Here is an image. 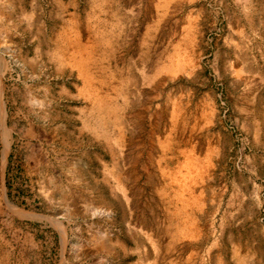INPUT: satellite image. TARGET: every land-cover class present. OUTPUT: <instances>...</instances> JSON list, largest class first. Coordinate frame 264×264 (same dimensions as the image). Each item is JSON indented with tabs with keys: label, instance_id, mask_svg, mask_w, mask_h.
Masks as SVG:
<instances>
[{
	"label": "rangeland",
	"instance_id": "374dc122",
	"mask_svg": "<svg viewBox=\"0 0 264 264\" xmlns=\"http://www.w3.org/2000/svg\"><path fill=\"white\" fill-rule=\"evenodd\" d=\"M0 95V264H264V0H0Z\"/></svg>",
	"mask_w": 264,
	"mask_h": 264
},
{
	"label": "bare ground",
	"instance_id": "6f19581e",
	"mask_svg": "<svg viewBox=\"0 0 264 264\" xmlns=\"http://www.w3.org/2000/svg\"><path fill=\"white\" fill-rule=\"evenodd\" d=\"M77 53V52H76ZM73 54V53H72ZM79 59V58H78ZM74 61L76 62V60L74 59ZM77 62H79L78 60H77ZM80 64V63H79ZM99 102V101H98ZM98 106V105H97ZM100 106V105H99ZM115 111V110H114ZM101 117V116H100ZM6 113H5V110H4V105H3V103H2V98H1V95H0V128H1V130H2V133H3V137H4V139L5 140H7L8 138H9V130H8V128L6 127ZM96 125V124H95ZM98 126V125H97ZM100 126V128H101V125H99ZM103 126V125H102ZM95 128V127H94ZM99 128V129H100ZM95 129H98V128H95ZM98 129V130H99ZM100 131V130H99ZM103 131V130H102ZM102 131H100V132H102ZM110 132V131H109ZM104 134V133H103ZM102 135V134H101ZM10 143V142H9ZM9 143H8V141H6V146H5V152H7L8 151V149H9ZM5 154H7V153H5Z\"/></svg>",
	"mask_w": 264,
	"mask_h": 264
}]
</instances>
